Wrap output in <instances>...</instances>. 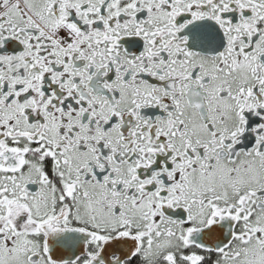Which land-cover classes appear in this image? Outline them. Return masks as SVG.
Returning <instances> with one entry per match:
<instances>
[{"label":"snow or ice","instance_id":"snow-or-ice-1","mask_svg":"<svg viewBox=\"0 0 264 264\" xmlns=\"http://www.w3.org/2000/svg\"><path fill=\"white\" fill-rule=\"evenodd\" d=\"M0 264H264V0H0Z\"/></svg>","mask_w":264,"mask_h":264}]
</instances>
